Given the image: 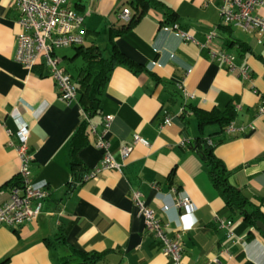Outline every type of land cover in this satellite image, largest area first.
I'll use <instances>...</instances> for the list:
<instances>
[{"label":"crops","instance_id":"obj_1","mask_svg":"<svg viewBox=\"0 0 264 264\" xmlns=\"http://www.w3.org/2000/svg\"><path fill=\"white\" fill-rule=\"evenodd\" d=\"M133 1L68 0V8L84 19V43L62 48L73 49L71 57L58 56L57 50L59 67L76 76L86 64L80 47L98 46L104 50L98 60L110 59V38L130 22L121 14L127 9L132 17ZM160 1L177 14L176 22L167 20L165 9L151 7L113 38L133 67L113 69L101 87L99 111L90 118L79 96L69 105L59 99L44 64L29 72L16 62L20 13L15 0H0V205L20 177L16 117L29 127L32 181L51 193L36 220L17 229L0 227V264H61L64 259L83 264L77 252L101 256L85 264H170L162 244L146 230L133 199L136 192L170 238L181 236L185 264H264V232L240 214L230 218L223 212L225 202L190 148L198 138L222 141L215 155L231 172V184L253 204L264 205V114L258 113L264 97V39L225 26L223 0ZM255 15L264 19V8ZM176 25L196 42L185 41ZM209 35H214L210 43ZM221 51L234 57V72L212 58ZM188 106L220 113L233 107L236 118L229 125L236 132H228L229 125L200 129L195 114L183 111ZM107 116L113 120L106 129ZM167 118L170 125L164 124ZM137 136L148 146L135 143ZM102 141L120 169L82 182L104 160L105 152L97 147ZM126 146L133 150L124 159ZM182 197L190 199L194 213L178 208ZM217 215L233 221L241 243L227 240L214 222Z\"/></svg>","mask_w":264,"mask_h":264},{"label":"built area","instance_id":"obj_2","mask_svg":"<svg viewBox=\"0 0 264 264\" xmlns=\"http://www.w3.org/2000/svg\"><path fill=\"white\" fill-rule=\"evenodd\" d=\"M19 10L20 18L18 26L20 33L17 37L16 62L26 68L29 72L44 64L49 70V76L55 81L59 99L65 104H71L77 100L78 92L70 75L59 67V61L54 56L55 51L69 46H82L83 39V17L68 8V0H15ZM264 8V0H223L220 8L223 24L235 26L244 32H255L264 39V19L255 15V12ZM121 20L129 22L131 13L125 9L121 14ZM183 39L187 42H196L194 37L179 30ZM214 35H209L210 43ZM262 43V42H260ZM212 58L218 63L225 65L229 71L234 72L236 65L234 57L225 52L213 53ZM245 79L249 78L248 72L243 71ZM264 114V108L260 109ZM19 129L16 134L19 140L18 154L21 161L19 181L10 188V197L7 202L0 205V227L17 229L23 225L36 220L43 211L44 202L50 197L49 190L35 185L32 181L31 164L33 157L28 149L29 127L16 117ZM113 117L105 118L106 129L110 126ZM164 124L170 125L171 119L167 118ZM228 132L235 133L233 125L227 127ZM135 143L148 146V142L135 137ZM212 143V142H211ZM97 147L103 150L104 160L100 167L93 169L83 178V182L97 179L103 171L120 169L110 153L109 144L102 141ZM133 148L123 147L121 155L127 159ZM135 203L140 207L141 214L146 219V230L153 234L162 244V251L169 259L170 264L184 263V248L181 236L170 238L165 227L158 218L155 211L150 209L143 201L141 194L136 192L133 196ZM178 208L184 209L186 214L194 213V207L190 199L182 197L177 201ZM168 207H164L167 210ZM218 227L225 231L228 241L241 243L243 239L235 237L233 232L234 223L228 219L215 218Z\"/></svg>","mask_w":264,"mask_h":264},{"label":"trees","instance_id":"obj_3","mask_svg":"<svg viewBox=\"0 0 264 264\" xmlns=\"http://www.w3.org/2000/svg\"><path fill=\"white\" fill-rule=\"evenodd\" d=\"M130 5L133 10V15L130 22L118 31L114 30V35L112 33V36L110 38V42L113 48L111 58H101L98 60V57L102 56V53L104 52V50L98 46H90L87 49L84 48V51H82L83 47H80L79 50L81 51V55L83 56L84 61H86V64L78 70L76 76L67 73L72 78V81L78 92L79 102L81 106L85 108L83 109V112L87 115V117L91 118L98 113V108L101 103V87L109 79L113 69L117 65H128L130 69H132L133 67L128 58L115 49L116 47L112 43L113 38L116 36H120L122 32L131 29L141 18H143L149 12V9L151 7L161 10L165 9L167 20L176 22L177 14L160 0H134ZM176 26L178 27V25ZM54 56L56 57L55 54ZM262 99V107L264 108V97ZM183 111L186 113L192 111L195 114L200 129H203L208 125H219L221 127L228 126L236 118V111L233 107L227 109L224 113H220L218 111H200L195 109L193 106H188V109H185ZM259 112L260 110L258 111V113ZM87 123L88 122L85 121L84 125H86ZM221 143L222 141L214 142L213 140L198 138L195 141L194 145L192 144L190 148L196 153V155H198V157L206 166L209 177L214 187L217 189L221 198L225 202V208L223 212L225 214H230V218L234 214H240L252 228H256L259 222L264 224V205L261 204L257 206L253 204L250 198L245 195L242 190L234 187L231 184V172L226 168L225 164L215 155V150ZM80 180L83 182V178H81ZM18 181L19 179H16L15 183L17 184ZM70 188L72 189V187ZM215 218L225 219L222 218L221 215H217ZM228 220L231 219L228 218ZM214 222L218 227L215 219ZM75 254H77V256L82 259L83 264H85V261L99 259L101 257L98 254L89 256L82 252H77ZM61 264L70 263L68 262V260L64 259Z\"/></svg>","mask_w":264,"mask_h":264},{"label":"rangeland","instance_id":"obj_4","mask_svg":"<svg viewBox=\"0 0 264 264\" xmlns=\"http://www.w3.org/2000/svg\"><path fill=\"white\" fill-rule=\"evenodd\" d=\"M57 54H58V56L59 55L63 56L64 54H66V56L71 57V56H73L74 51H73V49H62V50H58ZM63 66H66L68 68V64H67L66 60L63 64Z\"/></svg>","mask_w":264,"mask_h":264},{"label":"water","instance_id":"obj_5","mask_svg":"<svg viewBox=\"0 0 264 264\" xmlns=\"http://www.w3.org/2000/svg\"><path fill=\"white\" fill-rule=\"evenodd\" d=\"M257 228H258L259 230H261V231L264 232V225H263V223L259 222V223L257 224Z\"/></svg>","mask_w":264,"mask_h":264}]
</instances>
